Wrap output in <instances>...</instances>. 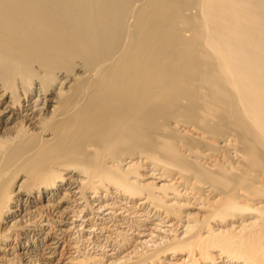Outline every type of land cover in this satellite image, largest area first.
I'll use <instances>...</instances> for the list:
<instances>
[{
    "label": "bare ground",
    "instance_id": "bare-ground-1",
    "mask_svg": "<svg viewBox=\"0 0 264 264\" xmlns=\"http://www.w3.org/2000/svg\"><path fill=\"white\" fill-rule=\"evenodd\" d=\"M0 220V264H264V0H0Z\"/></svg>",
    "mask_w": 264,
    "mask_h": 264
},
{
    "label": "rangeland",
    "instance_id": "rangeland-1",
    "mask_svg": "<svg viewBox=\"0 0 264 264\" xmlns=\"http://www.w3.org/2000/svg\"><path fill=\"white\" fill-rule=\"evenodd\" d=\"M180 15H183L182 13H180ZM16 156H17V154L15 153V152H12L11 154H9V156L6 158V161L8 162V161H11L12 159H14V158H16ZM146 166H149V165H146ZM143 169H144V167H143ZM155 173V172H154ZM143 174V173H142ZM156 174V173H155ZM23 179V178H22ZM21 179V180H22ZM155 183V182H154ZM31 194H32V200L34 201L31 205H30V208H28L27 210H29V211H31V210H36V208H39V207H43L44 205H46L45 204V202L47 201V199H48V195H45V194H43V195H41V196H38L37 195V193H32L31 192ZM22 200L25 198L26 199V197H25V194H22L21 195V197H20ZM16 201V199L15 198H13L12 199V201L10 200L9 201V203L11 202V205H19V202H16V203H14L13 204V201ZM112 200V199H111ZM113 201H116V200H112V202ZM125 202H126V206L127 207H125V205H120V203H118V202H113L115 205L114 206H117L116 207V209L120 206V207H125L127 210H128V208H130V207H136L137 205H136V203L138 202V200H134V201H132V202H127L126 200H124ZM172 202H174V200L172 201ZM119 206H118V205ZM168 204H170V203H168ZM129 206V207H128ZM125 209V210H126ZM87 212H89L90 213V211L89 210H86ZM131 210H128V213L130 212ZM87 212H84L82 215H81V217H82V219H81V221H83V220H85V219H87L86 217L87 216H89V213H87ZM108 212V211H107ZM117 212L118 213H120L121 212V210H117ZM116 212V213H117ZM152 212V211H151ZM189 212H193L194 213V211H192V210H185V214H187V213H189ZM122 213H123V211H122ZM128 213H125V214H128ZM156 213V214H155ZM124 214V215H125ZM152 215H154V216H152ZM106 217V216H105ZM164 218V214L162 213L161 214V212H152L151 213V216H150V219H149V222H151V223H156V222H158V219L159 218ZM84 218V219H83ZM16 219H20V217H17ZM80 221V222H81ZM166 221V224L168 225V224H172V222H174V221H168V220H165ZM242 220H238V222H234L235 224H234V226L235 227H239V224H240V222H241ZM80 222H79V224H80ZM184 222V221H183ZM112 223H114L113 224V226L112 225H110V224H112ZM116 223V224H115ZM118 223V224H117ZM120 224V222H114V221H112L111 223H109L108 225H107V227H110V230H112V229H114V228H116L118 225ZM147 224V227L148 228H152L153 226L152 225H149V223H146ZM226 224H227V222L224 224V226H222L221 228H224V229H229V226H232L231 224L229 225V226H226ZM22 225H24V220H23V222H22ZM110 225V226H109ZM114 225H116V226H114ZM124 226H122V227H126V225L125 224H123ZM5 227H7V225H6V223H4V222H2L1 220H0V232L1 233H3V232H5L3 229H5ZM52 226H51V224H50V226H48V227H46V229H44L42 232V237L43 236H45V234H46V236L47 237H52L53 236V233H51V232H53V229L51 228ZM119 228L118 229V232H120V231H122L123 230V228ZM167 228H170V227H167ZM217 228V226H214V229H216ZM7 229V228H6ZM16 229V228H15ZM77 230V229H76ZM76 230L75 231H73L74 233H76L75 235H76V237L78 236H80L79 238H78V240L79 239H84L85 237L84 236H86V234L83 232V233H81V232H79V234L76 232ZM109 230V229H108ZM127 230V229H126ZM134 230V228H132V231ZM51 231V232H50ZM123 231H125V230H123ZM183 231V229H180L179 230V233H181ZM137 232V231H136ZM127 234H129V235H127L128 237H130L131 236V234H130V232H127ZM176 235H177V233H176ZM175 235V236H176ZM97 236V235H96ZM121 237H123L124 235L123 234H121L120 235ZM182 236V234H180V236H178L179 238ZM81 237H84V238H81ZM4 238H6V242H3V240L2 241H0V256L2 257L3 255H4V253H7V252H9V253H14V255H19V254H21V253H23L24 252V250H22L21 249V247H19L18 246V242H16L15 240H14V242L12 241V239L14 238L13 236L11 237V240H9V235L8 236H6V237H4ZM104 237H102V239H103ZM131 241L132 240H130L129 241V243H128V245L129 244H131ZM66 242V243H65ZM38 245V247H34V252H37L38 253V255H41L42 254V245H39V244H37ZM44 245V244H43ZM77 245L78 246H83L84 247V245H83V243H80L79 242V244L77 243ZM63 246H65V247H62L64 250V252L62 251V254L64 253H66V251L68 250V248H71V246L72 247H76V246H74V245H72V244H69L68 242H67V239L66 238H64L63 239ZM128 247V246H127ZM39 248V249H38ZM59 252H60V250H59ZM90 252V251H89ZM41 253V254H40ZM169 256V255H168ZM8 257H11V256H9L8 255ZM181 256H176V259H178V258H180ZM19 258H20V256H19ZM57 258H58V256L56 257V261H57ZM169 258V257H168ZM184 258V257H183ZM169 259H171L170 261H169V263H171V264H174V257L173 258H169ZM41 260V261H40ZM167 262V261H166ZM180 262V261H179ZM178 262V263H179ZM38 264H48L47 263V261H45V260H43L42 259V257H40L39 258V261L37 262ZM2 264V263H1ZM22 264H25L24 262L22 263ZM53 264H55V263H53ZM175 264H177V263H175ZM220 264V263H219ZM237 264V263H236ZM239 264H241V263H239Z\"/></svg>",
    "mask_w": 264,
    "mask_h": 264
}]
</instances>
